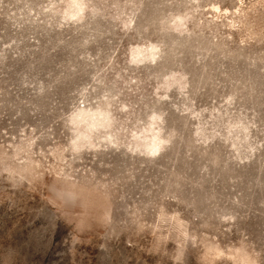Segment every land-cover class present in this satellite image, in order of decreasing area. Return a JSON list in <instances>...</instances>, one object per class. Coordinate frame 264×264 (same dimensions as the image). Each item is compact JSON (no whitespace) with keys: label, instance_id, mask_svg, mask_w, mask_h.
Masks as SVG:
<instances>
[{"label":"rangeland","instance_id":"obj_1","mask_svg":"<svg viewBox=\"0 0 264 264\" xmlns=\"http://www.w3.org/2000/svg\"><path fill=\"white\" fill-rule=\"evenodd\" d=\"M0 264H264V0H0Z\"/></svg>","mask_w":264,"mask_h":264}]
</instances>
